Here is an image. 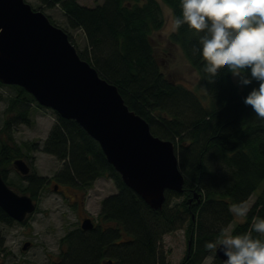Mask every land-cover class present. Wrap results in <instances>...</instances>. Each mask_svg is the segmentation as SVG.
<instances>
[{"label": "trees", "instance_id": "16d2710c", "mask_svg": "<svg viewBox=\"0 0 264 264\" xmlns=\"http://www.w3.org/2000/svg\"><path fill=\"white\" fill-rule=\"evenodd\" d=\"M45 1L59 3L70 26L83 29L87 44L82 49L66 30L80 56L117 85L125 102L150 123L154 134L174 141L185 175L183 190L167 189L164 205L153 208L124 182L99 142L75 119L55 110L56 121L42 146L17 143L12 123L30 124L32 104L43 105L23 86L9 84L15 92L8 98L5 112L9 116L0 130L8 138L0 139V170L10 186L16 185L18 191L34 198L45 187L46 176L33 167L35 157L30 161L32 171L21 174L26 183L7 178L13 159L30 157L35 148L63 161L54 176L58 182L87 190L98 177L107 176L117 187L102 199L93 227L76 226L61 237L65 247L50 264H103L109 260L111 264H169L161 240L164 234L184 226L190 246L179 264H201L212 253L206 243L219 239L234 219L230 208L243 206L264 179V120L244 103L257 82L243 86L225 67L214 76L205 72L199 35L186 24L176 26L169 37L197 70L199 86L205 88L200 93L208 102L202 101L198 91L167 75L152 39V33L164 23L159 0H104L94 6L78 0ZM162 1L171 8L175 21L181 18L180 0ZM253 217L264 218V186L232 233L249 232ZM0 222L17 221L0 206ZM252 235L263 239L258 233ZM3 239L0 233V243ZM209 264L224 261L215 254Z\"/></svg>", "mask_w": 264, "mask_h": 264}, {"label": "water", "instance_id": "95a60500", "mask_svg": "<svg viewBox=\"0 0 264 264\" xmlns=\"http://www.w3.org/2000/svg\"><path fill=\"white\" fill-rule=\"evenodd\" d=\"M0 81L23 86L39 104L75 119L99 142L124 182L153 208L164 205L167 189L183 190L185 175L174 141L154 134L117 85L80 56L67 31L26 0H0ZM13 165L24 175L31 170L22 157ZM0 206L22 221L36 202L31 194L15 191L0 170ZM93 226L91 217L83 219L82 228ZM29 245L26 241L23 248ZM216 254L227 259L219 249Z\"/></svg>", "mask_w": 264, "mask_h": 264}, {"label": "rangeland", "instance_id": "374dc122", "mask_svg": "<svg viewBox=\"0 0 264 264\" xmlns=\"http://www.w3.org/2000/svg\"><path fill=\"white\" fill-rule=\"evenodd\" d=\"M26 1L33 8L44 11L54 24L65 31L68 30L80 49L87 44L83 29L70 26L68 17L59 3L49 5L45 0ZM78 1L88 6L104 2V0ZM159 1L162 5L164 23L161 28L152 33L157 58L167 75L198 91L199 95L205 88L203 87V89L199 86L200 77L197 70L191 65L182 48L172 42L169 37L176 28L172 10L162 0ZM233 78L239 83L238 77L233 76ZM14 92L15 89L9 84L3 83L0 85V130L9 116L5 111L9 102L8 98L14 95ZM201 97L203 102H208L202 94ZM31 117L32 122L30 124L13 122L11 133L17 143L27 141L32 145L37 144V147L42 146L41 144L56 121V116L53 109L45 106L40 107L33 103ZM2 138L8 139L7 134L0 131V139ZM19 157H23L28 163L35 157V161H33L34 169L38 174L46 176L47 180L45 187H42L37 197L34 198L36 209L23 223L0 222V233L4 238L0 243V264H50L58 259L59 252L65 247L64 245L61 246V237L69 229L80 226L82 217L86 214H89L96 221L102 199L116 192L117 187L112 178L107 176L98 177L92 187L87 190L81 189L82 200L79 201L76 196L79 187L74 184L58 182L54 177L63 166L62 160H59L53 154L35 148L31 149L30 157ZM20 173L16 168L11 167L7 178L16 183H26L27 180L21 177ZM56 183H58V188H55ZM263 186L264 179L243 205L244 207L249 209L252 206ZM11 187L15 191L22 193L16 189V185ZM244 219L245 217L235 216L225 231L233 234V226L238 222L244 221ZM26 241H30V245L24 249L23 245ZM189 246L190 243L188 242L184 226L164 234L160 248L169 264H179L187 254ZM214 257L215 253H210L201 264H209Z\"/></svg>", "mask_w": 264, "mask_h": 264}, {"label": "clouds", "instance_id": "9594fccd", "mask_svg": "<svg viewBox=\"0 0 264 264\" xmlns=\"http://www.w3.org/2000/svg\"><path fill=\"white\" fill-rule=\"evenodd\" d=\"M180 8L182 16L175 25L186 24L199 35L204 71L214 76L225 67L243 86L256 81L258 86L244 103L264 120V0H180ZM230 211L246 217L248 209L233 205ZM253 232L264 237V218L253 217L249 232L243 234L224 231L205 247L222 251L224 264H264V239Z\"/></svg>", "mask_w": 264, "mask_h": 264}, {"label": "flooded vegetation", "instance_id": "af4514ba", "mask_svg": "<svg viewBox=\"0 0 264 264\" xmlns=\"http://www.w3.org/2000/svg\"><path fill=\"white\" fill-rule=\"evenodd\" d=\"M57 184H58V183H56L55 185H57ZM76 187H78V186H76ZM79 188H80V187H79ZM79 188L77 189L76 196H77V199H78L79 201H81V200H82V199H81V197H82V193H81V188H80V189H79ZM78 200H77V201H78ZM30 214H31V213H30ZM30 214H28L27 217H28ZM27 217H26V218H27ZM86 217H91V216H90L89 214H88V215H87V214L84 215V216L82 217V220H81L80 226H81V224H82L83 219L86 218ZM91 219L93 220L92 217H91ZM24 220H26V219H24ZM24 220L21 221V222H20V221H17V220H16V221H17L18 223H23ZM93 223H94V224L97 223V220H96V221L93 220ZM1 235H2V234H1ZM0 248H1V246H0Z\"/></svg>", "mask_w": 264, "mask_h": 264}]
</instances>
